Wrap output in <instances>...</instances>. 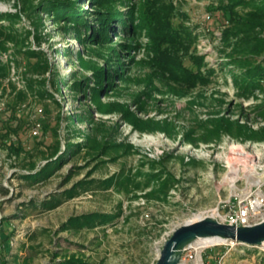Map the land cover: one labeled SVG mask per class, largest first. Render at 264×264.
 <instances>
[{
  "label": "rangeland",
  "instance_id": "obj_1",
  "mask_svg": "<svg viewBox=\"0 0 264 264\" xmlns=\"http://www.w3.org/2000/svg\"><path fill=\"white\" fill-rule=\"evenodd\" d=\"M52 4L70 7L59 18ZM230 4L0 0V29L11 38L0 39V264L72 256L155 264L174 229L225 212L231 194L264 183V80L252 89L242 82L264 66V49L247 57L264 43L236 51L241 34L227 45ZM235 10L244 17L253 7ZM109 12L123 20L101 38L99 18ZM249 34L264 40V21ZM80 81L103 91L73 90ZM81 114L87 122L78 123ZM57 161L48 176L26 177ZM166 180L174 187L162 197ZM93 213L116 218L62 230ZM226 259L264 264V250L241 247Z\"/></svg>",
  "mask_w": 264,
  "mask_h": 264
},
{
  "label": "trees",
  "instance_id": "obj_2",
  "mask_svg": "<svg viewBox=\"0 0 264 264\" xmlns=\"http://www.w3.org/2000/svg\"><path fill=\"white\" fill-rule=\"evenodd\" d=\"M260 1H263V4L256 6L255 0H250V1L249 0H230V2H231L230 6L223 8V12H224L225 17L230 19V21H232V23H233V26H232L233 28L230 29L228 32H226L227 35H226L225 39H226V42H228L227 45H231L230 37L236 38V37H239L241 34H245L243 37H241V38L239 37L238 38L239 40H237L236 42H233L234 43L233 45L235 46L236 51L249 48L250 46L253 45V43H255L257 41L264 43V40H258V38H256L255 36H251L249 34L253 28L255 29L256 27H258V25L259 26L262 25V23L264 21V0H260ZM238 5L252 6L253 10L251 12H248L247 14H245L244 17H237L235 7H237ZM69 7H70L69 5H67L66 7H64V6L61 7L60 5L52 4L50 10L54 12L55 16H58L59 13H63L64 8L69 9ZM108 14H110V15L106 19H103V17L105 15H101V18H99V20L101 22L100 29H99V35L101 38L106 37L107 30L109 29V24L112 21H115L117 19L123 20L122 17H120L119 15H114L112 12H109ZM61 18H65L68 22L74 21L77 25L83 24V22H84V19L81 16H79V14L76 16L75 14L72 15V13H70V12H65ZM0 39H6V40L8 39L9 40L11 38L9 36H6V33L2 29H0ZM261 48L259 50H252V53L247 57H255L256 55L260 54L262 52V50L264 49L263 45ZM246 62H248V61H246ZM6 69L7 68L2 66V63L0 61V79L5 78V76H6L5 73L7 72ZM248 73L249 74L245 73V76L247 78L242 80V82L245 83V85L248 86V88L252 89L255 86H257L258 84H260L261 80H264V66H261V67L257 66L255 68V70L250 69V70H248ZM116 76H118V75H116ZM107 77H110L109 74ZM97 79L101 80L102 77L101 78L98 77ZM100 87H104V86H102V83H101ZM84 88H88L89 90H91L92 93H94V95L96 94V91H98V89L89 88V85L87 83H85V81L77 82L72 87V89L73 90L75 89L76 91H80ZM102 91H98V92H102ZM75 117H76V119H78V123L87 122L89 119L88 114L76 115ZM71 119H72V116H71ZM84 137H87V136H84ZM249 138L252 139V136H249ZM59 146L60 145L58 144L57 147H59ZM56 151H57V149L54 150V152H52L53 157H54ZM58 164H59L58 161L55 163H50L39 174L37 173V174L29 175L26 177L31 178V179H33V178L42 179V178L48 176L55 168H57ZM111 182H112V180H111ZM163 186H164V188H163V190H161L160 193H162L161 194L162 197H166L169 190L174 187V184H173V182H171V180H166V182L163 184ZM158 194H159V192H158ZM70 196H72V194ZM57 205H58V202L54 201V202H51L49 204V206H46V207L48 209H51V208L56 207ZM115 218H116L115 215L108 216V215H101V214H97V213L86 214V215L74 218L73 220H71V222L64 224L62 227V230H71V229L81 230L83 228L94 227L100 223L112 221ZM24 264H30V263L26 262ZM59 264H92V263L88 262L84 258H80V257L78 258L76 256H72L71 259L64 260V261L60 262Z\"/></svg>",
  "mask_w": 264,
  "mask_h": 264
},
{
  "label": "built area",
  "instance_id": "obj_3",
  "mask_svg": "<svg viewBox=\"0 0 264 264\" xmlns=\"http://www.w3.org/2000/svg\"><path fill=\"white\" fill-rule=\"evenodd\" d=\"M204 19V21H210L211 16L207 15ZM38 129L39 125L34 129L35 135L38 134ZM230 202L232 204L223 206L225 212L217 210L210 217L221 223L237 227L253 226L264 221V183L253 185L242 194H231ZM172 233H169L164 238L163 245L171 237ZM216 240L217 242L215 243L203 246L198 245L197 242L190 244L184 249L180 264H226L227 255L231 250L248 247L235 241ZM215 248H219L220 250L210 255L209 252ZM258 248L264 250V245ZM224 250L226 251L224 252Z\"/></svg>",
  "mask_w": 264,
  "mask_h": 264
},
{
  "label": "water",
  "instance_id": "obj_4",
  "mask_svg": "<svg viewBox=\"0 0 264 264\" xmlns=\"http://www.w3.org/2000/svg\"><path fill=\"white\" fill-rule=\"evenodd\" d=\"M201 239L235 241L248 247L264 245V221L253 226L237 227L206 216L176 228L164 243L155 264H180L184 249Z\"/></svg>",
  "mask_w": 264,
  "mask_h": 264
},
{
  "label": "bare ground",
  "instance_id": "obj_5",
  "mask_svg": "<svg viewBox=\"0 0 264 264\" xmlns=\"http://www.w3.org/2000/svg\"><path fill=\"white\" fill-rule=\"evenodd\" d=\"M235 176V175H234ZM237 177V176H236ZM228 179V178H227ZM231 182H235L236 183V178H231L229 179ZM217 242L216 239H201L199 241H197L198 245L203 246V245H209L212 243Z\"/></svg>",
  "mask_w": 264,
  "mask_h": 264
}]
</instances>
